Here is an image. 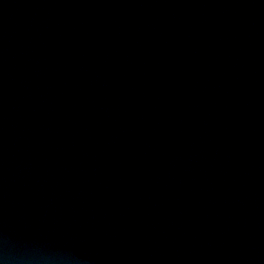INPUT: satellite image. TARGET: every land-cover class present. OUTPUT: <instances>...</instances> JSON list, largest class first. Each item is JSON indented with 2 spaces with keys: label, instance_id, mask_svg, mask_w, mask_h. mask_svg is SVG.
I'll list each match as a JSON object with an SVG mask.
<instances>
[{
  "label": "water",
  "instance_id": "95a60500",
  "mask_svg": "<svg viewBox=\"0 0 264 264\" xmlns=\"http://www.w3.org/2000/svg\"><path fill=\"white\" fill-rule=\"evenodd\" d=\"M0 264H264V0H0Z\"/></svg>",
  "mask_w": 264,
  "mask_h": 264
}]
</instances>
